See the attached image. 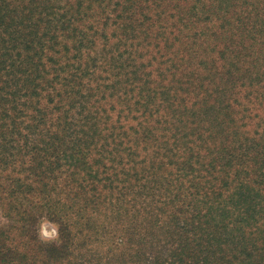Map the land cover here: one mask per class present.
<instances>
[{
    "label": "trees",
    "instance_id": "1",
    "mask_svg": "<svg viewBox=\"0 0 264 264\" xmlns=\"http://www.w3.org/2000/svg\"><path fill=\"white\" fill-rule=\"evenodd\" d=\"M0 208V264H264V0H0Z\"/></svg>",
    "mask_w": 264,
    "mask_h": 264
},
{
    "label": "rangeland",
    "instance_id": "2",
    "mask_svg": "<svg viewBox=\"0 0 264 264\" xmlns=\"http://www.w3.org/2000/svg\"><path fill=\"white\" fill-rule=\"evenodd\" d=\"M8 225L7 220L2 214L1 208H0V229L6 228ZM40 238L44 242H54L56 240L57 236V228L54 224L43 221L40 225Z\"/></svg>",
    "mask_w": 264,
    "mask_h": 264
}]
</instances>
